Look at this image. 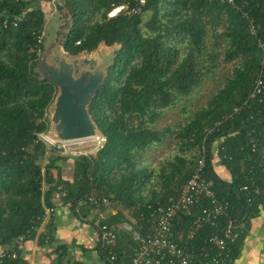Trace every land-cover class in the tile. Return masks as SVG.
Returning a JSON list of instances; mask_svg holds the SVG:
<instances>
[{
	"label": "trees",
	"instance_id": "trees-1",
	"mask_svg": "<svg viewBox=\"0 0 264 264\" xmlns=\"http://www.w3.org/2000/svg\"><path fill=\"white\" fill-rule=\"evenodd\" d=\"M51 1L0 0V245L12 246L23 234L33 240L46 209L55 208L57 195L74 212L87 196L106 198L110 205L100 206L102 212L122 205L132 216L116 214L113 220L105 219L106 224L117 227L136 221V227L144 226L136 207L167 203L190 179L205 145L206 178L218 199L231 204L221 223H246L233 245L236 259L251 220L264 214V202L248 205L240 190L250 174L264 186V94L234 114L262 70L264 0H234L233 4L226 0H57L54 4L66 20L62 47L70 56L93 53L101 45L120 46L88 107L105 145L94 155L77 158L62 156L39 137L50 130L49 110L58 94L56 85L39 71L45 49L39 37L46 20L39 5ZM249 20L260 26L257 36L251 34ZM209 34L225 42L224 61L239 63L179 132L172 127L154 129L165 109L199 86L204 76L200 69H215L219 54L207 52ZM174 133L179 154L166 166L155 172L140 163L145 153ZM69 159L75 172L66 181L59 164ZM218 165L229 172V178L218 172ZM207 206L203 201L198 212ZM82 213L86 217L87 208ZM189 221L185 218L177 228ZM52 224L44 233L50 242ZM216 231L205 228L197 244ZM132 242L131 233L118 230L116 252L121 261L130 260ZM18 261L27 264L23 258Z\"/></svg>",
	"mask_w": 264,
	"mask_h": 264
},
{
	"label": "built area",
	"instance_id": "built-area-1",
	"mask_svg": "<svg viewBox=\"0 0 264 264\" xmlns=\"http://www.w3.org/2000/svg\"><path fill=\"white\" fill-rule=\"evenodd\" d=\"M226 1L230 4L234 3V0ZM245 17L247 18V15ZM249 22L251 34L257 36L261 29L260 26L256 25L253 20H249ZM43 38L44 33L39 37V43ZM263 70L264 59L262 70L256 75L246 101L234 110V114L242 112L264 94ZM47 134H41L39 137L48 148L62 156L73 158L94 155L104 147L106 142L103 135L88 141L53 142L47 138ZM86 142H96L97 144L90 149L79 146ZM252 145L253 148L256 147L254 143ZM214 152L217 155L219 147L215 148ZM207 157L208 150L203 145L190 179L168 199L167 203L143 204L136 207L139 218L146 223L144 226L136 227V221H124L117 227L106 224V216L100 209L102 205H110L106 198L91 195L77 204L75 212L83 220L86 219L82 213L84 208H87L88 216L91 215L95 219L94 224L99 233L100 252L104 254L106 264L235 263V259L232 257L233 245L246 228V223H236L233 220L221 223L222 219L228 215L231 204L229 201L218 199L212 182L207 180L205 172ZM240 190L248 205L264 202V186L258 184L251 174ZM203 201H206L208 206L198 212L197 207ZM54 211L55 208L46 209L43 225L50 222ZM185 218L190 220L188 224L184 228H177V224H183ZM43 225L37 230V235L33 240L40 244V240L45 237L44 245L50 246L52 242L49 237L44 236ZM207 227H212L217 231L210 235L205 242L197 244V237ZM118 230L132 234L133 242L130 245V260L128 262L121 261L116 252ZM28 240V235L23 234L15 240L12 246L0 245V264H5L7 260L13 262L12 264H20L18 261L21 259L19 250Z\"/></svg>",
	"mask_w": 264,
	"mask_h": 264
},
{
	"label": "crops",
	"instance_id": "crops-1",
	"mask_svg": "<svg viewBox=\"0 0 264 264\" xmlns=\"http://www.w3.org/2000/svg\"><path fill=\"white\" fill-rule=\"evenodd\" d=\"M59 166L61 177L71 181L75 172L73 161L69 159ZM217 170L229 178L230 174L224 167L218 165ZM53 174L54 178H57L58 171L55 170ZM103 213L106 220H113L116 214H124L129 219L132 218L122 205ZM85 218L83 220L70 205L63 204L60 196L57 195L55 211L50 218L54 227L52 244L46 246L35 240H29L20 247L21 258L28 264H106L99 248V233L94 224L95 219L91 215ZM47 225L48 222L43 225V230L47 229ZM240 241L239 254L236 259L234 258V264H264L263 213L251 220L248 234ZM61 256L63 259L60 263Z\"/></svg>",
	"mask_w": 264,
	"mask_h": 264
},
{
	"label": "rangeland",
	"instance_id": "rangeland-1",
	"mask_svg": "<svg viewBox=\"0 0 264 264\" xmlns=\"http://www.w3.org/2000/svg\"><path fill=\"white\" fill-rule=\"evenodd\" d=\"M55 1L57 0H52L50 3L42 2L39 5L45 12L46 18L43 31L45 49L41 52L40 63L42 59L50 53L52 56L58 55L67 60H82L84 58L92 59L98 63V67L101 69L102 67L111 64L115 53L120 48L118 45L112 47L101 45L95 52L90 54L83 53L79 56H70L65 52L62 43L64 41L63 27L65 26L66 20L63 18L64 13L61 14L55 7ZM114 12L111 15H113ZM220 30L221 29H219V31ZM206 41L208 42L207 52L219 54L215 69L212 68L210 72L200 69L204 76L199 86L189 96L179 99L173 107L165 109L160 119L154 125V129L172 127L179 132L181 127L192 118L196 112L207 105L210 98L213 97V95L224 85L226 80L231 76L234 67L239 63L236 60L229 62L224 61L226 44L220 37L215 38L213 34H209ZM178 47L182 50L181 56H184V45ZM204 59H208V57L203 58V60ZM205 64H207V62ZM41 77L43 78V76ZM176 134L177 133L170 135L162 145L145 153L140 163L155 170V172H158L161 166H166L165 164L168 161L172 160L175 155L179 154L180 144ZM96 144V142H86L84 145L79 146H83L84 149H90Z\"/></svg>",
	"mask_w": 264,
	"mask_h": 264
},
{
	"label": "water",
	"instance_id": "water-1",
	"mask_svg": "<svg viewBox=\"0 0 264 264\" xmlns=\"http://www.w3.org/2000/svg\"><path fill=\"white\" fill-rule=\"evenodd\" d=\"M111 64L101 69L92 59L67 60L50 53L42 59L40 73L58 88L49 110L51 125L48 139L53 142H77L102 137L88 107L102 88Z\"/></svg>",
	"mask_w": 264,
	"mask_h": 264
},
{
	"label": "bare ground",
	"instance_id": "bare-ground-1",
	"mask_svg": "<svg viewBox=\"0 0 264 264\" xmlns=\"http://www.w3.org/2000/svg\"><path fill=\"white\" fill-rule=\"evenodd\" d=\"M119 10H120V8H119V9H117V10H115L116 12H114V14H115V13H118V12H119Z\"/></svg>",
	"mask_w": 264,
	"mask_h": 264
}]
</instances>
